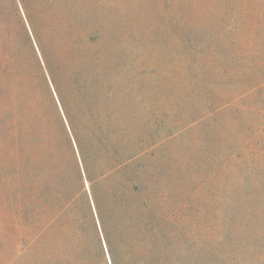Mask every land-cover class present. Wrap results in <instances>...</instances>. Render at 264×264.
Returning <instances> with one entry per match:
<instances>
[{
	"label": "rangeland",
	"instance_id": "374dc122",
	"mask_svg": "<svg viewBox=\"0 0 264 264\" xmlns=\"http://www.w3.org/2000/svg\"><path fill=\"white\" fill-rule=\"evenodd\" d=\"M0 91L77 202L61 250H96L81 169L131 259L264 264V170L227 169L264 161V0H0Z\"/></svg>",
	"mask_w": 264,
	"mask_h": 264
},
{
	"label": "trees",
	"instance_id": "16d2710c",
	"mask_svg": "<svg viewBox=\"0 0 264 264\" xmlns=\"http://www.w3.org/2000/svg\"><path fill=\"white\" fill-rule=\"evenodd\" d=\"M8 113V107L5 106L0 91V221L5 218L8 221L7 227L0 228V246L6 244L13 247L16 259L27 258L32 264L146 263L148 259L143 257L131 259L123 238L111 235L110 218L103 212L102 201L93 189L98 178L92 177L89 193L82 186L84 177L81 169L79 172L82 181L73 193L76 194L80 189L86 201V210L97 240L95 254L89 250L78 254L70 248L66 250L59 248L53 239V236H56L59 240L55 229L61 227L63 232L65 227L72 228L71 214L77 202L73 195L64 196L63 191L50 182L51 174L45 171L50 168L45 160L48 153H54V148L49 142L46 144L44 134L43 136L35 134L31 137L28 130L23 125H17V120L13 121ZM62 123L69 134L65 122ZM250 165L251 171L252 167L257 171L264 170V161L247 164V161L236 159L229 161L227 169L231 171L236 168L241 172H248ZM40 172L47 176H40ZM87 177L89 178L88 174ZM71 181L68 180L66 183ZM234 189L235 187L228 190L230 192L226 195L228 203L231 202L232 205L234 197L238 195V190ZM71 190L70 185L65 194L70 195ZM81 255L82 259H77Z\"/></svg>",
	"mask_w": 264,
	"mask_h": 264
}]
</instances>
